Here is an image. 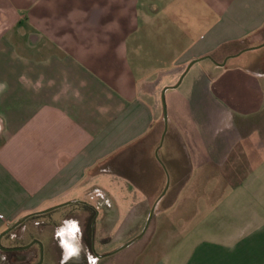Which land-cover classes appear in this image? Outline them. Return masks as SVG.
Masks as SVG:
<instances>
[{"label": "crops", "instance_id": "crops-1", "mask_svg": "<svg viewBox=\"0 0 264 264\" xmlns=\"http://www.w3.org/2000/svg\"><path fill=\"white\" fill-rule=\"evenodd\" d=\"M262 43L264 0H0V234L264 264Z\"/></svg>", "mask_w": 264, "mask_h": 264}, {"label": "flooded vegetation", "instance_id": "flooded-vegetation-1", "mask_svg": "<svg viewBox=\"0 0 264 264\" xmlns=\"http://www.w3.org/2000/svg\"><path fill=\"white\" fill-rule=\"evenodd\" d=\"M45 214L47 215V213ZM45 214L27 218L25 220L28 223L26 226H24L23 222L14 229L18 230V232L13 230L4 237L5 240L10 241L4 247L20 249L16 251H0V264H93L94 262H88L87 254L89 253L95 260L97 256H100L94 250L93 243L86 248L83 244H78L75 247L73 256L70 255L68 259L63 258L64 250L57 242L58 238H55V235L49 232L50 230L47 231L44 221H39V218L46 217ZM101 259L96 260L94 264Z\"/></svg>", "mask_w": 264, "mask_h": 264}, {"label": "water", "instance_id": "water-1", "mask_svg": "<svg viewBox=\"0 0 264 264\" xmlns=\"http://www.w3.org/2000/svg\"><path fill=\"white\" fill-rule=\"evenodd\" d=\"M264 46V43H262L261 45H259L258 47H254V48H251V49H255V48H259V47H262ZM251 49H245L243 51H247V50H251ZM241 51V52H243ZM195 62H192L190 63L188 66H187V69ZM221 66V65H220ZM186 69V70H187ZM168 88H164L161 92V105H162V113H163V120H164V128L166 130V104H165V91L167 90ZM58 209V207H55L53 209H50V210H47V211H44L42 212L41 214L43 213H48V212H51V211H54ZM40 214V213H39ZM27 219V217H24L23 219H21L20 221H18L17 223L13 224L11 227H9L6 231L2 232L0 234V251L3 252V251H16V250H19L20 248H6L4 246L1 245V239L4 238L6 235H8L11 231H13L15 228H17L19 225H21L25 220ZM151 219V215L149 216L148 220H147V223L145 225V228L146 226L148 225V222L150 221ZM145 230V229H144ZM143 233V232H142ZM142 233L140 235H138L136 238H134L133 240L129 241L128 243H126L125 245H123L122 247H120L118 250H116L115 252L111 253V254H114L126 247H128L129 245H131L135 240H137L138 238L141 237ZM40 244V243H39ZM111 254H108V255H111ZM108 255H105V256H108ZM101 258L100 256H97L96 257V260ZM95 263V262H94ZM93 263V264H94Z\"/></svg>", "mask_w": 264, "mask_h": 264}, {"label": "rangeland", "instance_id": "rangeland-1", "mask_svg": "<svg viewBox=\"0 0 264 264\" xmlns=\"http://www.w3.org/2000/svg\"><path fill=\"white\" fill-rule=\"evenodd\" d=\"M231 63H236L235 62V60H233ZM191 76V74H189V76H187V78H189ZM62 208H58V209H56V211H59V210H61ZM51 213H53V211L52 212H49V213H47V215L48 214H51ZM46 215V214H45ZM28 223H25V225L24 226H26ZM30 224V223H29ZM24 226H22V227H24ZM15 232H18V230H14ZM134 239V238H133ZM133 239H130L129 241H131V240H133ZM129 241H127L126 243H128ZM5 243L7 244V243H10V242H8L7 240H5V239H3V240H1V245L2 246H4L5 245ZM126 243H124L123 245H125ZM123 245H112L111 246V248L110 249H108L107 251H105V253L108 255V254H111V253H113V252H115L116 250H118L120 247H122ZM144 247V245H143V242H142V240L140 241V242H138V243H136V244H134L133 246H131V247H129V248H126L123 252H116V253H114V254H111V255H108L107 257H105V259L107 260V261H110V262H112L114 259H115V257H117L118 255H122V253L124 254V255H126V256H134L135 254H137L140 250H142V248ZM93 248H94V250L96 251V252H98L99 251V246L98 245H95V247H94V244H93ZM101 252H102V250H101Z\"/></svg>", "mask_w": 264, "mask_h": 264}, {"label": "clouds", "instance_id": "clouds-1", "mask_svg": "<svg viewBox=\"0 0 264 264\" xmlns=\"http://www.w3.org/2000/svg\"><path fill=\"white\" fill-rule=\"evenodd\" d=\"M4 87H6V85H0V90H3Z\"/></svg>", "mask_w": 264, "mask_h": 264}]
</instances>
